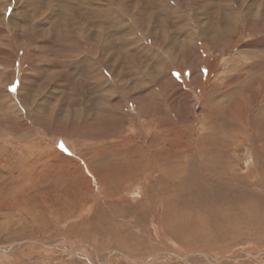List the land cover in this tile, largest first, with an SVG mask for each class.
<instances>
[{
    "label": "rangeland",
    "instance_id": "1",
    "mask_svg": "<svg viewBox=\"0 0 264 264\" xmlns=\"http://www.w3.org/2000/svg\"><path fill=\"white\" fill-rule=\"evenodd\" d=\"M0 264H264V0H0Z\"/></svg>",
    "mask_w": 264,
    "mask_h": 264
},
{
    "label": "bare ground",
    "instance_id": "2",
    "mask_svg": "<svg viewBox=\"0 0 264 264\" xmlns=\"http://www.w3.org/2000/svg\"><path fill=\"white\" fill-rule=\"evenodd\" d=\"M254 103H258V99H255V102ZM237 109H238V107H237ZM236 109V110H237ZM238 114V113H237ZM245 114V113H244ZM239 115H243L242 114V112L241 113H239ZM235 117V116H234ZM249 117V116H248ZM237 118V116L235 117V119ZM238 119H240V118H238ZM246 121H245V124H244V126H243V128H244V132L242 133V134H239V133H231V135H230V137H232V138H236V140L237 141H242V140H244V141H251L250 140V138L252 137V136H258V134L257 133H255V132H250L249 133V130H250V126H249V120L247 119V116H246ZM245 119H243V118H241V121L242 120H245ZM248 121V122H247ZM254 128V127H253ZM258 132V131H257ZM257 134V135H256ZM261 136V135H260ZM144 158V157H143ZM191 166V165H190ZM236 194V193H235ZM252 206V205H251ZM250 206V207H251ZM255 207V206H254ZM253 209V208H252ZM254 210V209H253ZM236 217V216H235Z\"/></svg>",
    "mask_w": 264,
    "mask_h": 264
},
{
    "label": "snow or ice",
    "instance_id": "3",
    "mask_svg": "<svg viewBox=\"0 0 264 264\" xmlns=\"http://www.w3.org/2000/svg\"><path fill=\"white\" fill-rule=\"evenodd\" d=\"M10 90L13 91V92H15L16 91V88L15 87H12Z\"/></svg>",
    "mask_w": 264,
    "mask_h": 264
},
{
    "label": "water",
    "instance_id": "4",
    "mask_svg": "<svg viewBox=\"0 0 264 264\" xmlns=\"http://www.w3.org/2000/svg\"><path fill=\"white\" fill-rule=\"evenodd\" d=\"M9 249H1L2 252H6L8 251Z\"/></svg>",
    "mask_w": 264,
    "mask_h": 264
}]
</instances>
